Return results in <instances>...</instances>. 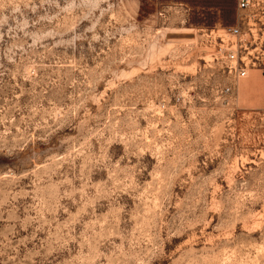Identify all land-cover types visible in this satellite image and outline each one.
<instances>
[{
	"label": "rangeland",
	"instance_id": "374dc122",
	"mask_svg": "<svg viewBox=\"0 0 264 264\" xmlns=\"http://www.w3.org/2000/svg\"><path fill=\"white\" fill-rule=\"evenodd\" d=\"M232 8L0 0V264H264V105L197 30Z\"/></svg>",
	"mask_w": 264,
	"mask_h": 264
},
{
	"label": "built area",
	"instance_id": "2783aa9c",
	"mask_svg": "<svg viewBox=\"0 0 264 264\" xmlns=\"http://www.w3.org/2000/svg\"><path fill=\"white\" fill-rule=\"evenodd\" d=\"M235 10L236 23L225 28L224 34L213 36L214 30H197L202 32L212 60L240 81L248 78L251 70L264 68V0H235ZM184 13V23H189L190 9L184 8ZM256 115L264 125V110H258Z\"/></svg>",
	"mask_w": 264,
	"mask_h": 264
},
{
	"label": "crops",
	"instance_id": "0c3cea01",
	"mask_svg": "<svg viewBox=\"0 0 264 264\" xmlns=\"http://www.w3.org/2000/svg\"><path fill=\"white\" fill-rule=\"evenodd\" d=\"M238 97L249 106L257 107L264 105V76L253 71L248 78L238 83Z\"/></svg>",
	"mask_w": 264,
	"mask_h": 264
},
{
	"label": "trees",
	"instance_id": "16d2710c",
	"mask_svg": "<svg viewBox=\"0 0 264 264\" xmlns=\"http://www.w3.org/2000/svg\"><path fill=\"white\" fill-rule=\"evenodd\" d=\"M215 5L223 8V18L225 21L231 22L234 20L232 7H235V0H215Z\"/></svg>",
	"mask_w": 264,
	"mask_h": 264
}]
</instances>
